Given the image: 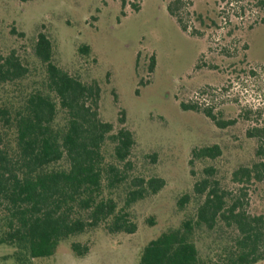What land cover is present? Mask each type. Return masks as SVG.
I'll use <instances>...</instances> for the list:
<instances>
[{"label": "rangeland", "instance_id": "rangeland-1", "mask_svg": "<svg viewBox=\"0 0 264 264\" xmlns=\"http://www.w3.org/2000/svg\"><path fill=\"white\" fill-rule=\"evenodd\" d=\"M258 1L0 0V49L29 66L22 84L34 86L42 78L34 46L44 32L62 68L99 83L103 119L117 126L125 117L137 140L138 173L166 181L157 194L133 205L135 233L99 228L72 239L91 244L86 256H76L66 240L55 255L27 264H138L151 240L195 212L198 198L182 209L178 200L192 193L206 167L216 169L224 188L236 189L233 171L255 157L257 143L247 131L264 126V6ZM83 45L88 54L79 50ZM14 93V85L1 88L0 104ZM206 109L233 123L220 128ZM214 143L222 156L189 164L193 147ZM248 199L252 213H264V184ZM214 235L198 239L203 254L220 245L223 237ZM14 252L0 244V264H20Z\"/></svg>", "mask_w": 264, "mask_h": 264}, {"label": "trees", "instance_id": "trees-1", "mask_svg": "<svg viewBox=\"0 0 264 264\" xmlns=\"http://www.w3.org/2000/svg\"><path fill=\"white\" fill-rule=\"evenodd\" d=\"M258 5L264 6V0ZM133 8L139 6L134 3ZM81 52L89 53L83 45ZM41 61L37 85L22 82L31 75L15 52L0 49V89L16 86L18 93L0 104V244L13 246L20 264L56 254L69 240L78 257L91 244L72 240L99 228L108 233L137 231L132 207L157 194L166 184L159 176L139 174L133 160L137 144L122 116L116 126L101 114L102 89L62 68L54 57L50 37L40 32L34 46ZM150 66L154 70V59ZM185 109L195 108L182 104ZM220 127L222 121L205 110ZM255 157L232 173L236 189L224 188L213 166L182 195L184 208L193 197L199 202L177 229L161 233L142 250L138 264H256L264 260V213H252L246 204L264 184V126L251 127ZM218 143L193 147L190 165L222 156ZM216 234L220 245L207 254L197 241ZM6 258V257H5Z\"/></svg>", "mask_w": 264, "mask_h": 264}]
</instances>
